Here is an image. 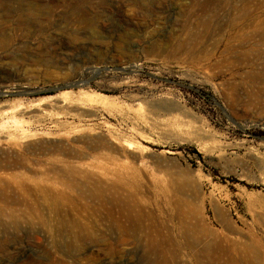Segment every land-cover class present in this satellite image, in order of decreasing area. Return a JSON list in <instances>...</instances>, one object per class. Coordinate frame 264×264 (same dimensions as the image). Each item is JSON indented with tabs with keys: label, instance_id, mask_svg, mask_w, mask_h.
Returning <instances> with one entry per match:
<instances>
[{
	"label": "rangeland",
	"instance_id": "374dc122",
	"mask_svg": "<svg viewBox=\"0 0 264 264\" xmlns=\"http://www.w3.org/2000/svg\"><path fill=\"white\" fill-rule=\"evenodd\" d=\"M20 2L0 0V194L18 203L0 212V264H151L141 234L66 256L54 232L77 208L111 225L101 205L118 202L131 222H165L150 199L93 184L130 178L200 208L212 264L264 255V0ZM38 185L63 197L45 229L21 217Z\"/></svg>",
	"mask_w": 264,
	"mask_h": 264
},
{
	"label": "bare ground",
	"instance_id": "6f19581e",
	"mask_svg": "<svg viewBox=\"0 0 264 264\" xmlns=\"http://www.w3.org/2000/svg\"><path fill=\"white\" fill-rule=\"evenodd\" d=\"M22 2L23 0H21L20 3ZM22 6L23 7L21 11H26L27 9H29L32 12L33 11L38 12V8L35 7L36 4L32 3L31 1L22 3ZM87 26L92 29V30L89 29L91 33H95V29L93 28L94 26L92 24H89ZM118 38H120V36ZM94 43L103 44L104 42L91 40L88 43V45L89 44L92 45ZM76 86H81V85H76ZM160 182L161 181H159L156 178L148 179V180L130 178V179H118V181H114L112 183L105 182L101 185L100 184L97 185L96 183H93L96 185L94 187L97 188L98 197H100V193L105 194L107 192H112V191L119 193L120 191H122L127 193L128 196H133L134 194H136L134 196H138V198L140 196L145 199L146 198L150 199L152 205L155 206L156 208V212H154V215L160 219L162 217L165 218V222L163 221L162 224L153 223L151 221V219L153 218L150 217L149 219H145V218L143 219V217L140 215L134 218L131 222L132 212L129 211V213L126 214L127 212L125 213L124 210L125 206H122L121 203L119 202L113 205L114 207H112L111 205L109 207L106 204L101 205V211L104 212L103 217L106 216L104 220L106 219L109 220L110 218L111 219L114 218L112 220L113 223L111 225H106L102 223L101 224L89 223V218L91 217L89 212L87 211L83 213V210H78V208L75 211V213H73L74 210H72L73 212H70L71 211L70 210L69 213L66 214L61 213V211H57L58 212L57 214L60 217V219L57 227H55L54 232H58L57 235L61 236L60 239L65 240L62 242L65 243L62 246L64 247L62 253L67 256L74 249L77 252L79 251V253H81V252H85L86 249L89 247L91 248L93 246H97L102 243H107L106 254L110 255L113 254L118 247L127 244L128 239L131 238L137 239V237L139 236L138 234H141L140 236L141 238H143L145 243L144 246H145L146 254H148V256L149 255L152 256L151 264H212L214 263L213 260L215 257L214 255L215 246L213 245L214 243H212V240L214 238L213 232L202 221L200 208L199 209L192 208L188 202L184 201V199L179 197L180 191H178L177 189H170L169 186L172 185H166L164 182L162 183ZM35 193L36 194L34 195L36 199H34V203L32 205H31L32 202L28 203L26 201L24 203L23 205L24 210L21 209V217L24 219L28 216L36 221V224L40 229H45L48 226L49 219L46 217V215H44V211L49 210L48 206L50 204L53 207V205H57L60 202H62L63 197L61 198V195L54 197V195L52 194L50 195V193H47L42 188L40 189L39 185H38V189L36 188ZM104 198L107 199V197ZM9 204L14 207V205H17L18 203L15 200H11L10 202H8V199H6V197H3V195L0 194V212L2 211L6 212V210L8 209H12L11 206L9 207ZM20 204L21 202H19V206L22 207V205ZM31 207L35 208V210H33ZM126 211H128V209H126ZM8 212H12V210H9ZM114 213L118 214L119 216L118 217L117 215L115 216ZM11 214L13 215V213H10L9 215ZM111 219L109 220V222L111 221ZM118 231H119V236L115 240H113L114 243L113 244H110V242L108 243L109 236L113 232H118ZM256 246L255 248L257 249ZM260 246L261 245H259L258 247ZM246 248L248 249V247ZM251 248H249L247 251L245 250V252H242V254L244 253H247V255L249 254V258L252 264H262L264 260V255L263 254L261 255L256 250ZM244 249L245 248H243V250ZM235 253H237V257H238L239 252H235ZM234 255L232 254L233 257ZM245 256L246 254L243 257ZM200 258H203V260H200ZM236 262H238V260H236ZM125 263H126L125 261H121L120 264H125Z\"/></svg>",
	"mask_w": 264,
	"mask_h": 264
}]
</instances>
